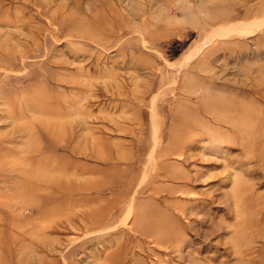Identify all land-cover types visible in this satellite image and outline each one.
<instances>
[{
  "label": "rangeland",
  "instance_id": "obj_1",
  "mask_svg": "<svg viewBox=\"0 0 264 264\" xmlns=\"http://www.w3.org/2000/svg\"><path fill=\"white\" fill-rule=\"evenodd\" d=\"M263 90L264 0H0V264H264Z\"/></svg>",
  "mask_w": 264,
  "mask_h": 264
},
{
  "label": "bare ground",
  "instance_id": "obj_2",
  "mask_svg": "<svg viewBox=\"0 0 264 264\" xmlns=\"http://www.w3.org/2000/svg\"><path fill=\"white\" fill-rule=\"evenodd\" d=\"M203 73H204V72H203ZM263 94H264V90H263L262 92H260V95L264 96ZM240 113H242V111L237 112L236 115H240ZM242 114H243V113H242ZM250 119L253 120L254 118L251 117ZM259 120L261 121V120H263V118H262V119H259ZM261 127H262V125H259V128H260V129H259V133H261V132L263 131V129H264L263 127H262V128H261ZM263 133H264V131H263ZM263 133H261V134H263ZM261 134H259V135H261ZM256 141H257V140H256ZM252 233H253V232H252Z\"/></svg>",
  "mask_w": 264,
  "mask_h": 264
}]
</instances>
